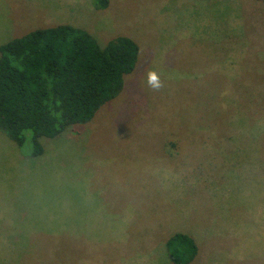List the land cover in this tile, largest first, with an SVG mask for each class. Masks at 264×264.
<instances>
[{"label": "rangeland", "instance_id": "obj_1", "mask_svg": "<svg viewBox=\"0 0 264 264\" xmlns=\"http://www.w3.org/2000/svg\"><path fill=\"white\" fill-rule=\"evenodd\" d=\"M96 3L0 0V46L60 24L140 45L122 92L41 154L0 130V264H176L178 232L189 264H264V0Z\"/></svg>", "mask_w": 264, "mask_h": 264}, {"label": "trees", "instance_id": "obj_2", "mask_svg": "<svg viewBox=\"0 0 264 264\" xmlns=\"http://www.w3.org/2000/svg\"><path fill=\"white\" fill-rule=\"evenodd\" d=\"M96 2L105 7L108 0ZM0 52V130L21 147L30 134L39 155L40 138L91 121L122 92L140 45L121 35L102 47L88 31L60 24L5 42ZM166 244L176 264H189L199 251L193 237L182 232Z\"/></svg>", "mask_w": 264, "mask_h": 264}, {"label": "clouds", "instance_id": "obj_3", "mask_svg": "<svg viewBox=\"0 0 264 264\" xmlns=\"http://www.w3.org/2000/svg\"><path fill=\"white\" fill-rule=\"evenodd\" d=\"M146 83L148 87L154 91H159L164 87V81L161 78V73L151 68L146 72Z\"/></svg>", "mask_w": 264, "mask_h": 264}, {"label": "crops", "instance_id": "obj_4", "mask_svg": "<svg viewBox=\"0 0 264 264\" xmlns=\"http://www.w3.org/2000/svg\"><path fill=\"white\" fill-rule=\"evenodd\" d=\"M53 27V26H52ZM48 28V27H47ZM39 29H42V28H39ZM36 30V29H35Z\"/></svg>", "mask_w": 264, "mask_h": 264}]
</instances>
